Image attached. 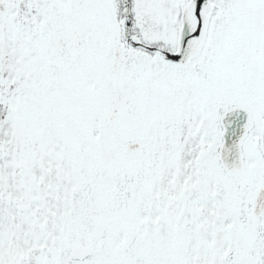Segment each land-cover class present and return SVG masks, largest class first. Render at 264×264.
<instances>
[{
	"label": "snow or ice",
	"instance_id": "1",
	"mask_svg": "<svg viewBox=\"0 0 264 264\" xmlns=\"http://www.w3.org/2000/svg\"><path fill=\"white\" fill-rule=\"evenodd\" d=\"M0 264H264V0H0Z\"/></svg>",
	"mask_w": 264,
	"mask_h": 264
}]
</instances>
